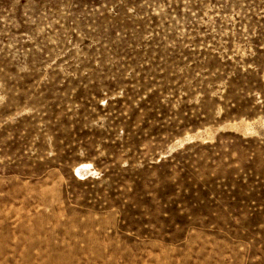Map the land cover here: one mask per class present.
<instances>
[{
    "label": "rangeland",
    "instance_id": "obj_1",
    "mask_svg": "<svg viewBox=\"0 0 264 264\" xmlns=\"http://www.w3.org/2000/svg\"><path fill=\"white\" fill-rule=\"evenodd\" d=\"M0 264H264V0H0Z\"/></svg>",
    "mask_w": 264,
    "mask_h": 264
}]
</instances>
